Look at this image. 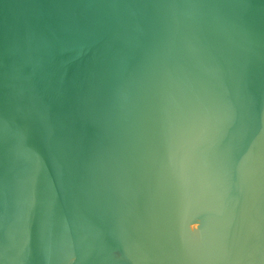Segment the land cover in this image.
I'll list each match as a JSON object with an SVG mask.
<instances>
[{
	"label": "water",
	"instance_id": "obj_1",
	"mask_svg": "<svg viewBox=\"0 0 264 264\" xmlns=\"http://www.w3.org/2000/svg\"><path fill=\"white\" fill-rule=\"evenodd\" d=\"M0 264H264V0H0Z\"/></svg>",
	"mask_w": 264,
	"mask_h": 264
}]
</instances>
